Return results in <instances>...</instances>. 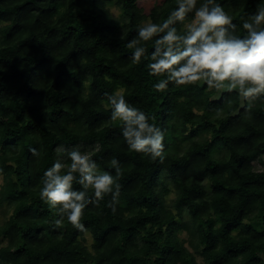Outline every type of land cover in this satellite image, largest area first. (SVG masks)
<instances>
[{
	"label": "trees",
	"instance_id": "1",
	"mask_svg": "<svg viewBox=\"0 0 264 264\" xmlns=\"http://www.w3.org/2000/svg\"><path fill=\"white\" fill-rule=\"evenodd\" d=\"M217 2L240 35L264 8V0ZM176 7L0 0V213L9 212L0 222V264H264V97L242 103L235 90L199 83L169 82L158 92L153 85L166 77L148 68L154 42L144 43L139 63L131 59L127 43L138 28L162 24ZM117 89L163 132L162 162L131 150L111 120L105 94ZM61 145H97L92 159L113 176L110 161L120 162L115 200L95 201L89 190L84 231L66 217L58 224L41 198Z\"/></svg>",
	"mask_w": 264,
	"mask_h": 264
},
{
	"label": "clouds",
	"instance_id": "2",
	"mask_svg": "<svg viewBox=\"0 0 264 264\" xmlns=\"http://www.w3.org/2000/svg\"><path fill=\"white\" fill-rule=\"evenodd\" d=\"M185 21L189 22L184 31H179L176 25ZM242 27L244 35L238 34L233 17L217 0H177L176 9L162 24L149 22L139 27L127 47L134 49L131 59L139 63L146 54L144 43L154 42L150 57L153 62L148 68L152 75L166 77L153 85L158 92L165 91L169 82L199 83L209 89L235 90L243 103L264 97V8L244 20ZM105 95L111 106L110 118L120 121L128 147L162 162L163 132L149 122L143 111L125 100L123 89ZM56 152L58 159L42 178L41 198L60 216L58 224L66 217L73 227L84 231L83 210L94 202L88 196L89 190L95 201L109 194L115 200L121 187L117 183L120 162L111 159L117 173L113 176L98 168L91 151H69L61 145ZM65 154L71 161L67 166L63 162ZM74 184L81 185L82 190H76Z\"/></svg>",
	"mask_w": 264,
	"mask_h": 264
},
{
	"label": "rangeland",
	"instance_id": "3",
	"mask_svg": "<svg viewBox=\"0 0 264 264\" xmlns=\"http://www.w3.org/2000/svg\"><path fill=\"white\" fill-rule=\"evenodd\" d=\"M158 1H160V0H138V5L140 6V7H142L143 8V10L145 11V12H148L149 10H150V8L156 3V2H158ZM107 7H108V9L110 10V12L112 13V15H114V16H120L121 15V12H120V9L117 7V5L114 3V2H111V3H108L107 4ZM67 150H69V151H71V150H73V149H79L80 151H82V152H84V151H91V152H93L94 150H96L97 149V145H95L94 146V148H91V149H83V147L82 146H75V147H69V148H66ZM68 158H67V155L65 154V156H64V158H63V162L65 163V161L67 160ZM66 165V164H65ZM67 166V165H66ZM67 168V167H66ZM254 169H261V165L259 164V163H257L256 161L254 162ZM1 177H0V184H1ZM173 197H174V195H173V193H171L169 196H168V200H169V202L173 199ZM9 214V212H7V213H5V214H2V213H0V222H2L4 219H5V217L7 216ZM181 237H186V232L185 231H182V232H180V234H179ZM86 245L87 246H89L90 244H91V236L87 233L86 234ZM187 244V243H186ZM187 246H188V244H187ZM190 250H192L191 248H190ZM196 256V259H197V261L199 262V263H203V261H202V258H201V256L200 255H195Z\"/></svg>",
	"mask_w": 264,
	"mask_h": 264
},
{
	"label": "crops",
	"instance_id": "4",
	"mask_svg": "<svg viewBox=\"0 0 264 264\" xmlns=\"http://www.w3.org/2000/svg\"><path fill=\"white\" fill-rule=\"evenodd\" d=\"M221 91H226V90H221Z\"/></svg>",
	"mask_w": 264,
	"mask_h": 264
}]
</instances>
